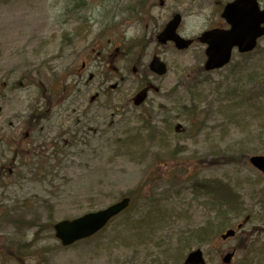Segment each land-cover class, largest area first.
<instances>
[{
  "label": "rangeland",
  "instance_id": "rangeland-1",
  "mask_svg": "<svg viewBox=\"0 0 264 264\" xmlns=\"http://www.w3.org/2000/svg\"><path fill=\"white\" fill-rule=\"evenodd\" d=\"M231 1L0 0V245L9 248L0 246V264H184L196 249L206 264L235 249L232 264H264V175L250 163L264 156V38L253 61L236 51L210 73L198 42L228 27ZM176 13L179 33L195 39L185 52L157 41ZM155 54L168 65L163 77L149 70ZM148 83L160 92L134 107ZM143 113L158 138L145 132L141 144L131 138ZM200 181L242 198L245 215L231 228L246 225L235 238L220 239L227 229L215 202L193 191ZM124 197L132 208L90 241L56 239L57 222ZM208 223V235L194 236Z\"/></svg>",
  "mask_w": 264,
  "mask_h": 264
},
{
  "label": "water",
  "instance_id": "water-1",
  "mask_svg": "<svg viewBox=\"0 0 264 264\" xmlns=\"http://www.w3.org/2000/svg\"><path fill=\"white\" fill-rule=\"evenodd\" d=\"M223 17L232 26L230 31L215 30L205 33L201 38L202 42L209 44L207 50L208 60L205 66L207 71L221 69L226 66L231 60L234 47H239L243 53L253 51L258 39L264 36V11L260 10L257 0H237L227 6ZM180 23L181 17L176 16L159 36V40L163 44L173 41L179 50H186L192 42L186 41L177 35ZM150 69L161 76L167 73L166 65L159 58H154ZM147 94L148 89L140 92L134 99L135 105L140 106L146 100ZM251 164L264 173V157H253ZM129 205L130 199H124L105 211L89 214L74 221L61 222L55 226L56 237L65 247L90 238L102 230L113 217L120 214ZM234 236L235 231L230 230L222 236V239L227 240ZM233 256V254L227 255L224 263L230 264ZM186 264H205L202 252L197 251L190 254Z\"/></svg>",
  "mask_w": 264,
  "mask_h": 264
},
{
  "label": "trees",
  "instance_id": "trees-1",
  "mask_svg": "<svg viewBox=\"0 0 264 264\" xmlns=\"http://www.w3.org/2000/svg\"><path fill=\"white\" fill-rule=\"evenodd\" d=\"M127 139L126 141H128ZM124 141V143L126 142ZM196 189L204 192L208 197L212 198L213 202L216 204V210L219 218L224 220L222 227H230L232 226L233 219L237 214H240L242 210L245 209V206L240 202V196L236 194L229 186H224L221 183L213 184V185H199L196 186ZM7 211L5 208L0 207V239L5 237L2 235L4 222L7 220ZM203 234L199 235L200 237L203 235L209 234V228L203 229ZM1 246V252L3 253L5 249H9L7 246L5 247L3 244ZM14 246H21V243L16 242Z\"/></svg>",
  "mask_w": 264,
  "mask_h": 264
},
{
  "label": "flooded vegetation",
  "instance_id": "flooded-vegetation-1",
  "mask_svg": "<svg viewBox=\"0 0 264 264\" xmlns=\"http://www.w3.org/2000/svg\"><path fill=\"white\" fill-rule=\"evenodd\" d=\"M237 251V249L234 250V252Z\"/></svg>",
  "mask_w": 264,
  "mask_h": 264
}]
</instances>
